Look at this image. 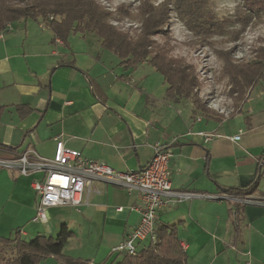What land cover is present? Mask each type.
Here are the masks:
<instances>
[{"label":"crops","instance_id":"1","mask_svg":"<svg viewBox=\"0 0 264 264\" xmlns=\"http://www.w3.org/2000/svg\"><path fill=\"white\" fill-rule=\"evenodd\" d=\"M69 42L67 49L55 40L42 19L17 21L0 32V159L34 151L52 160L59 140L128 172L144 169L155 149L167 146L175 190L231 196L255 185L246 196L261 204L220 199L169 206L157 216L156 239L138 244L137 253L157 242L160 224L178 225L186 264H264V89L253 96L254 88L239 114L218 122L196 114L190 101L169 99L159 75H117L121 61L100 40L72 35ZM42 178L0 169V238L19 231L23 240H34L45 234L42 223L56 238L66 227L73 234L66 258L120 264L118 247L140 225L139 194L97 182L80 207L50 208L34 223L33 182ZM43 264L70 263L50 257Z\"/></svg>","mask_w":264,"mask_h":264},{"label":"trees","instance_id":"2","mask_svg":"<svg viewBox=\"0 0 264 264\" xmlns=\"http://www.w3.org/2000/svg\"><path fill=\"white\" fill-rule=\"evenodd\" d=\"M136 1L140 4L141 29L135 39L114 27L110 20L112 14L96 0H0V32L17 21L42 19L54 34V39L61 41L67 49H70V36L93 34L99 38L102 49L116 56L125 70L147 62L162 74L168 85L169 99L190 101L196 114L221 122L223 117L210 110L196 91L199 83L194 67L184 59L171 57L170 51L157 47L154 38L166 36L173 12L195 37L204 41L222 34L231 24L238 25L242 32L255 17L264 16V0H243V11L233 21L225 22L216 20L208 11L210 0H163L157 5L151 0ZM122 10L125 15L129 14L127 9ZM222 59L223 72L232 84V96H236L235 113L231 116L234 117L241 112L249 91L264 79V49L256 51L254 61L246 65H234L231 57ZM256 189L253 185L239 189L233 195L244 197ZM72 236L63 227L56 238L38 236L28 242L16 231L13 238H0V260L4 257L3 264H43L48 258L55 257L70 264H85L73 262L63 255ZM186 263L187 255L179 240V226L160 224L157 242L135 256L124 254L120 264Z\"/></svg>","mask_w":264,"mask_h":264},{"label":"built area","instance_id":"3","mask_svg":"<svg viewBox=\"0 0 264 264\" xmlns=\"http://www.w3.org/2000/svg\"><path fill=\"white\" fill-rule=\"evenodd\" d=\"M200 135H204L201 133ZM242 133L234 138L241 139ZM173 152L167 146L160 145L150 164L138 171L120 172L105 163H99L83 157L78 151L67 149L57 140L52 160L39 156L34 151H26L10 159H0V169L17 171L23 177L43 175L33 182L37 193L38 206L34 223L45 218L50 208L59 206L80 207L85 194L94 190L97 182L136 192L140 196V225L134 227L127 239L118 247L117 252L135 256L137 246L147 239H156V221L161 210L194 200L225 199L237 205H260L249 196H214L190 191H177L171 180L170 161Z\"/></svg>","mask_w":264,"mask_h":264},{"label":"rangeland","instance_id":"4","mask_svg":"<svg viewBox=\"0 0 264 264\" xmlns=\"http://www.w3.org/2000/svg\"><path fill=\"white\" fill-rule=\"evenodd\" d=\"M96 1L112 14L110 20L114 27L123 33H127L132 39L137 38L140 34L141 19L138 11L140 4L136 0ZM162 1L163 0H151V3L157 5ZM243 6V0H210L208 11L220 22H225L227 20L233 21L234 18H237V14L243 11ZM122 8L127 9L129 14L125 15L124 11H121ZM262 28H264V16L260 15L259 17H255L249 27L242 32H240L241 28H239L238 25L231 24L222 34L213 37L209 41H204L195 37L185 27L182 20L177 17L176 13L173 12L170 25L166 28V36H157L154 40L156 41L157 47L165 51H170L171 57L184 59L189 65L194 67L195 75L199 83V87L196 91L201 101L207 104L210 110L222 116L223 120H227L235 113V103L237 101L236 96H232V84L223 72L224 60L222 58L225 57V59H227L231 57L234 65L252 63L255 59V52L264 49V35H256L257 31ZM85 35H87L89 40L95 42L99 40V38L93 34ZM77 44L78 43H76L75 46H77ZM80 47V44H78L76 51H80ZM145 64L146 65L138 64L136 67L129 70L119 68L116 70V74L159 75V77L163 79L161 73L157 72L155 68L147 62H145ZM139 82L140 81H138V83ZM259 84L254 87L255 89L253 88V96H257L259 92L264 89V79ZM158 89L160 90L162 87L159 86ZM250 93L249 91L245 101L250 99ZM200 116L206 118L203 114H200ZM42 226L44 227L45 234L41 235L53 237L54 234L51 231L52 227L45 223H42ZM24 229L28 232V224L25 225ZM34 237L31 236L27 238V241L32 240ZM10 254L11 251L9 250L8 255ZM3 258H1L0 264H3Z\"/></svg>","mask_w":264,"mask_h":264},{"label":"clouds","instance_id":"5","mask_svg":"<svg viewBox=\"0 0 264 264\" xmlns=\"http://www.w3.org/2000/svg\"><path fill=\"white\" fill-rule=\"evenodd\" d=\"M256 35H264V28L259 29L256 33Z\"/></svg>","mask_w":264,"mask_h":264}]
</instances>
